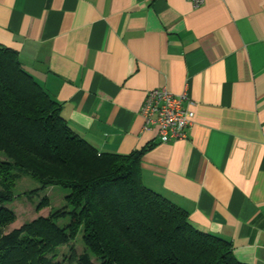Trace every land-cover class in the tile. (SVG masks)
<instances>
[{"label": "crops", "instance_id": "crops-1", "mask_svg": "<svg viewBox=\"0 0 264 264\" xmlns=\"http://www.w3.org/2000/svg\"><path fill=\"white\" fill-rule=\"evenodd\" d=\"M0 45L97 152L153 144L142 183L229 241L238 262L264 264V0H0ZM158 88L186 89L184 140L142 129Z\"/></svg>", "mask_w": 264, "mask_h": 264}, {"label": "trees", "instance_id": "trees-1", "mask_svg": "<svg viewBox=\"0 0 264 264\" xmlns=\"http://www.w3.org/2000/svg\"><path fill=\"white\" fill-rule=\"evenodd\" d=\"M152 147L97 152L18 53L0 45V264H95L92 256L97 264H244L229 241L197 230L186 211L142 183L141 158ZM25 175L39 183L35 191L65 189V204L6 232L14 221L7 205ZM47 206L44 195L36 210ZM78 234L87 249L80 254L70 245ZM63 246L70 250L61 262L55 249Z\"/></svg>", "mask_w": 264, "mask_h": 264}, {"label": "built area", "instance_id": "built-area-1", "mask_svg": "<svg viewBox=\"0 0 264 264\" xmlns=\"http://www.w3.org/2000/svg\"><path fill=\"white\" fill-rule=\"evenodd\" d=\"M193 8H200L205 0H187ZM186 103V106H185ZM186 89L180 94H172L166 88L150 90L146 93L139 115L143 120L144 131L157 128L162 144L181 141L186 131L193 125L194 112Z\"/></svg>", "mask_w": 264, "mask_h": 264}, {"label": "rangeland", "instance_id": "rangeland-1", "mask_svg": "<svg viewBox=\"0 0 264 264\" xmlns=\"http://www.w3.org/2000/svg\"><path fill=\"white\" fill-rule=\"evenodd\" d=\"M0 160H3L0 157ZM40 187L39 183L32 179L30 176H22L14 185V200L7 205L14 216V221L8 225L4 231L9 232L14 228H18L24 223L33 221L38 217H46L50 211L55 210L64 206V197L67 191L60 187H48L45 190L35 191ZM44 195L48 196L49 206L36 210V205L43 199ZM70 210V207H67ZM63 222H67L65 219H60L59 224L63 225ZM70 245L74 248L76 254L82 253L84 250L87 251L85 245L82 242L80 234L76 235ZM69 246L58 247L55 252L58 253V261H61L69 255ZM92 262L97 264L94 257H91ZM63 264H69L66 261ZM75 264V263H71Z\"/></svg>", "mask_w": 264, "mask_h": 264}]
</instances>
